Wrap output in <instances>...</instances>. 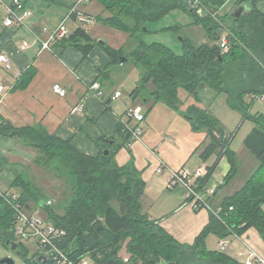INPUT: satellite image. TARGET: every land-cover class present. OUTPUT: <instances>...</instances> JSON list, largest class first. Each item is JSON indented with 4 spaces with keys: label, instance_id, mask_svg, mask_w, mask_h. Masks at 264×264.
Masks as SVG:
<instances>
[{
    "label": "trees",
    "instance_id": "obj_1",
    "mask_svg": "<svg viewBox=\"0 0 264 264\" xmlns=\"http://www.w3.org/2000/svg\"><path fill=\"white\" fill-rule=\"evenodd\" d=\"M88 1L98 2L108 14L98 17L99 23L130 34L136 44L128 48V53L125 46L116 50L101 44L114 64H120V57L124 56L128 60L133 59L140 67L141 85L130 94L135 104L141 103V99L153 98L177 106L180 88H186L194 95L206 87L225 94L229 106L243 113L245 121L255 124L244 146L257 166L241 189L215 205V194L240 174L239 159L230 147V139L227 137L223 142L221 138L222 122L196 106L190 107L188 117L197 115L201 120L196 131L202 130L207 135L208 143L204 145L201 160L207 163L216 156L215 162L206 168L207 174L196 179L195 189L204 194L211 188L213 175L222 158H227L231 171L225 181L206 197L211 208L210 224L193 245L184 246L143 212L146 180L143 170L136 166L131 148L137 141L131 140L130 133L123 131V122L118 130L119 137L103 138L100 153L90 156L79 151L72 140L51 134L44 127H15L0 115V138L19 139L35 150L37 157L33 164L36 170L56 174L71 189L64 204L49 205L48 198L43 199V193L36 184L22 176L13 185V188H20L21 202L27 211L31 203L44 207L48 223L66 233L58 242L59 246L74 259L88 257L92 264H242L226 252L208 250L206 240L211 234L221 240L241 237L251 228L264 233V115L250 112L257 102L252 96L264 93V14L257 10L256 5L261 0H235L236 7H245L246 11L250 9L238 18L231 12L224 16L219 13L226 0H201L208 9L217 13L218 20L208 15L200 18L185 0ZM178 9L194 15L196 23L202 24L215 41L221 38L218 31L224 30L228 34L230 50L224 52L220 43L194 47L184 40L185 54L180 56L162 44H145L140 38L144 27ZM71 17H77L76 9ZM56 45L75 48L88 57L99 43L80 27ZM34 75L35 71L29 68L17 85L26 86ZM150 84L152 88L148 89ZM106 150L109 155H105ZM123 151L127 160L121 162L119 158ZM61 208L62 212H59ZM218 210L219 213L215 214ZM0 241L7 248L11 247L7 241H14L22 250L15 233L14 211L1 196ZM42 256L38 252L33 264H42L39 261ZM126 258L128 262H125Z\"/></svg>",
    "mask_w": 264,
    "mask_h": 264
},
{
    "label": "crops",
    "instance_id": "obj_2",
    "mask_svg": "<svg viewBox=\"0 0 264 264\" xmlns=\"http://www.w3.org/2000/svg\"><path fill=\"white\" fill-rule=\"evenodd\" d=\"M21 1L32 14L27 20L26 28L4 25L6 5H9L12 0H0L2 6L0 8V57L9 56L13 64V68L8 71L0 61V86L5 88L0 101V115L15 127H44L51 134L65 140H72L74 146L82 153L97 156L101 151V140L119 137L118 130L121 123L130 122L127 110L135 103L131 97L128 99L122 96L112 99L115 92H122L121 88L126 85L123 81L121 84L118 82L119 74H117L119 68L124 65L121 62L113 63L101 44L105 43L113 49L116 48L108 41L107 43L101 41L103 36L94 32L98 26H104L105 29L109 27L110 34H114L117 38L124 37L123 41H133V38L130 34L99 23L98 17H106L108 14L96 1L79 4V0H45L43 4L47 9L45 17L36 15L39 0ZM256 5L257 10L264 14V0L257 2ZM74 9L77 16L75 19L70 18ZM234 10L235 8L227 12L233 13ZM67 18H70L67 26L71 33L82 27L99 43L88 57L75 48H66L56 45L57 43L52 45V50L43 48V44L50 38L44 30L47 29L51 33ZM86 18L94 19L95 22L86 24L84 22ZM35 35L40 38L39 41ZM23 43H27L29 48L21 50ZM135 45L132 42L130 48ZM29 68L35 71L33 79L26 86H18L17 83L22 74ZM96 81L101 85L102 98L89 91L90 85ZM55 85L65 89L67 95L65 97L57 95L53 91ZM16 86L18 88L14 90ZM80 104L83 105V111L73 114L72 110ZM142 111L144 112V109ZM152 111L153 108H149L147 113L150 114ZM186 113L183 112L182 116ZM186 120L189 121V119ZM150 123H154L151 118ZM222 124L230 139V147L235 151L233 143L236 135L229 131L223 122ZM131 125L135 126L134 123ZM254 127H247L249 129L247 136ZM158 134L155 128H149L146 132L143 130L142 139L131 145L136 166L143 170L146 180L142 197L143 212L151 220L157 221L180 244L191 246L210 224L211 213L206 208L195 209L194 204L188 200V192L183 185L170 190L169 178L171 171H176L183 166L189 168L192 173H196L200 167L207 168L215 162L216 156L209 159L207 163L201 160L204 145L208 143L207 135L205 132L199 134L187 125L184 128L177 127L169 134ZM137 146L138 148L135 149ZM247 152L244 151L243 155L248 157V161L253 162L250 168L253 171L257 164ZM241 153H243L242 150L236 152L238 159ZM36 157L37 152L25 146L21 140L1 137L0 190L18 194L20 188H13V185L23 176L21 174L23 170L31 175L30 170L35 167L33 161ZM119 160L121 162L127 160L125 151L121 153ZM239 163L242 165L241 161ZM247 165H242V169L244 170ZM230 171L229 161L227 158H222L213 175L211 188L216 190L225 181ZM234 180L215 194L217 195L215 205L239 190L232 189V193H227V188ZM226 240L229 246L225 252L242 264L248 259L247 248L249 247L264 257V233H260L255 228L247 230L241 237L231 236ZM220 242V238L211 234L206 240V247L210 251H218Z\"/></svg>",
    "mask_w": 264,
    "mask_h": 264
},
{
    "label": "rangeland",
    "instance_id": "obj_3",
    "mask_svg": "<svg viewBox=\"0 0 264 264\" xmlns=\"http://www.w3.org/2000/svg\"><path fill=\"white\" fill-rule=\"evenodd\" d=\"M234 2L235 0H226L225 6L219 13L224 16L228 13V10L236 8V6L233 5ZM38 3L39 5L36 7V15L39 17H45V14L47 13V9H45V6L43 5L45 4V0L44 2L39 0ZM49 3L52 4L51 2ZM1 7L2 6L0 5V8ZM247 11L250 12V9L247 8ZM200 18L203 17L200 16ZM26 24L28 23L26 22ZM107 28L108 29H105L104 26H98L95 29L96 31L94 34L99 33L100 36H103L101 41L106 43L108 41L109 44L114 46L117 50L125 46V52L128 53V48H130L132 40L129 42L123 41L125 39L124 37H121L120 39L117 38L114 34H110L111 30L109 27ZM218 32L220 33V37H225L226 32L224 30H219ZM140 38L148 45L154 43L162 44L180 56L185 54L186 42H190L192 46L198 47L202 44L213 46L215 43L219 44L221 40H213L204 26L196 23L194 15L183 9L175 10L160 20L147 24V27H144V32L140 34ZM184 40L186 42H184ZM123 65L124 67L119 68L117 72V74H119L118 82L121 84V81H123L126 84L121 90L123 96L130 99V92L133 88L136 85H141V69L135 65L133 59L127 60ZM149 88H152L151 84L148 89ZM147 93L148 92H146V94ZM177 98L179 100V105L177 106H172V104L167 103L163 99L155 101L153 98L150 100L145 98L141 99V103L138 102L130 107L140 106L144 109L143 113L144 115L146 114L147 119L145 118V121L140 126L145 132L149 128H155L159 132L158 135L169 134L177 127L184 128L186 125L191 130L196 131V128L199 127L201 123L200 118L197 115H194L191 116L195 118L193 121H187L185 118L188 113L182 116V113L188 112L191 106H196L200 111L217 117L229 128V131H232L236 135L233 149L237 153L240 152V150L243 151L239 157V162L241 161L243 166L248 164L244 170L242 169V165H240V174L231 183L232 185L227 188V193H232V189H241L252 171L250 168L251 163H253L248 161V157L243 155L244 151L247 152L244 146V141L247 137L246 134L249 132L247 127L255 126V124L249 120L245 121L243 119V113L233 110L229 106L225 94H219L216 90L208 87L199 89L195 95L191 94L186 88H180L177 91ZM248 101H250V98H248ZM255 105L257 106L255 107ZM255 105L253 104L250 108V112L252 114L260 113L264 115V102H256ZM149 108H153V111L150 114L147 113ZM150 118L154 122L153 124L150 123ZM243 123H245L244 126ZM135 124L136 123L134 122V125ZM197 133L201 134L204 133V131L198 130ZM137 148L138 146L135 149ZM142 151L145 154L143 147ZM30 172L32 176L25 170H23L21 174H23L24 179L35 182L40 192L43 193V199L46 200L48 198V200L52 202V205L64 204V202L67 201L68 196L71 194V189L67 187L64 179L58 177L56 174L48 173L45 170L36 172L35 167L34 169H31ZM29 206L30 210L28 209V212L30 214L36 216L37 219L48 222L44 207H36L34 203H31ZM59 212H62V208L59 209ZM17 240L19 241V239ZM20 242L21 244L19 248L23 251L21 250V255L18 256L11 247H5L0 241V261L6 257H12L15 260V264H33L34 257L38 253L37 240L35 238L23 239Z\"/></svg>",
    "mask_w": 264,
    "mask_h": 264
},
{
    "label": "built area",
    "instance_id": "obj_4",
    "mask_svg": "<svg viewBox=\"0 0 264 264\" xmlns=\"http://www.w3.org/2000/svg\"><path fill=\"white\" fill-rule=\"evenodd\" d=\"M187 6L195 11L199 16H211L215 20L217 19V13L208 9L201 0H185ZM88 0H79V4L87 3ZM6 16L3 23L6 27H21L26 28L27 20L32 16L29 10L26 8L25 4L21 0H12L11 4L6 5ZM69 18L65 19L54 31L51 33L47 29L44 30L45 34H49L50 38L47 42L43 44L44 49L52 50V45L61 42L63 39L70 37L71 32L68 29L67 22ZM86 24L94 23V19L86 18L84 19ZM36 36V35H35ZM39 41V37H37ZM220 47L224 52L230 50V43L228 40V34L225 37L220 38ZM29 48L27 43L21 45V50H26ZM1 64L4 68L10 71L13 68V64L7 55H2L0 57ZM5 91L3 86H0V99H2V93ZM53 91L60 97H65L67 91L63 89L60 85H55ZM89 91L96 95L97 97H103L101 90V85L98 81L94 82L89 87ZM123 96L121 91H116L112 96V99H118ZM257 102H264V93L260 96H252ZM83 111V105L80 104L72 110L73 114L81 113ZM127 117L130 121L129 123H124L123 131L130 133L131 140L140 141L143 137V129L140 126L145 121V115L140 106L130 107L127 110ZM136 123L132 126V123ZM162 171V169H160ZM207 174V169L205 167H200L196 170V173H192L189 168L183 166L178 168L176 171H171L169 178L168 188L170 190L183 185L188 192V200L194 204L195 209L206 208L211 211L210 206L206 200V197L214 192V188H209L204 194L199 193L195 189L196 179L203 177ZM0 196L4 199L7 205H9L14 211L15 218V233L19 241L23 239L37 240L38 252L47 257L48 262L51 264H92L90 258L74 259L67 252H65L59 243L66 235L65 231L59 230L54 227L51 223L45 222L43 220L37 219L36 216L30 214L24 204L20 200V196L16 193L10 191L0 190ZM49 205H52L51 201H48ZM220 210L216 211L218 214ZM59 242V243H58ZM229 246L227 240H221L219 244V250L225 252ZM248 259L244 264H264V257L261 256L256 250L251 247L247 248ZM128 262V259H125Z\"/></svg>",
    "mask_w": 264,
    "mask_h": 264
},
{
    "label": "water",
    "instance_id": "obj_5",
    "mask_svg": "<svg viewBox=\"0 0 264 264\" xmlns=\"http://www.w3.org/2000/svg\"><path fill=\"white\" fill-rule=\"evenodd\" d=\"M246 13H247V11L245 10V7H236L235 10L232 13V16H235L236 18H238V17H240L242 15H245ZM127 60L128 59L126 57H124V56L120 57L121 63H125V62H127ZM186 119H189L191 121L193 120V118H189L188 116H186ZM220 135H221V138H222L223 142H226L227 131L224 128L220 129ZM105 155H109V151L108 150L105 151ZM41 204L43 205L44 203L42 202ZM7 245L8 246L10 245L11 249L14 252H16V254L18 256L21 255V250L18 249V244L17 243H15L14 241H7ZM39 261L42 264H47L48 263V259L45 256L40 257ZM0 264H15V260L12 257H6V258H4V259H2L0 261Z\"/></svg>",
    "mask_w": 264,
    "mask_h": 264
},
{
    "label": "bare ground",
    "instance_id": "obj_6",
    "mask_svg": "<svg viewBox=\"0 0 264 264\" xmlns=\"http://www.w3.org/2000/svg\"><path fill=\"white\" fill-rule=\"evenodd\" d=\"M78 8V7H77Z\"/></svg>",
    "mask_w": 264,
    "mask_h": 264
}]
</instances>
